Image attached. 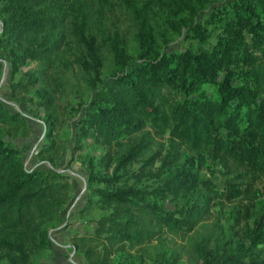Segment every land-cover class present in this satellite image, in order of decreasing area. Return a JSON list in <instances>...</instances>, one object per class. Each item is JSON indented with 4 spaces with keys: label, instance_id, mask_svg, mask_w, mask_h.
Listing matches in <instances>:
<instances>
[{
    "label": "trees",
    "instance_id": "obj_1",
    "mask_svg": "<svg viewBox=\"0 0 264 264\" xmlns=\"http://www.w3.org/2000/svg\"><path fill=\"white\" fill-rule=\"evenodd\" d=\"M139 1L123 4L137 23L140 58L126 54L123 41L109 40L117 59L124 61V70L97 91L79 122V141L91 137L113 142L118 155L111 176L87 167L92 193L85 210L109 206L112 213L98 220L93 236L78 238L82 244L75 245L77 249L85 248L83 242L93 237H104L111 245L135 246L153 239L164 227L190 231L199 222L203 225L196 216L210 200L201 191L210 181L194 159L204 154L264 176V0H232L205 20L225 22L215 44L169 53L153 35L152 5L159 4L174 29L186 28L189 37L207 41L211 32L196 22V15L217 0ZM106 4L116 3L0 0V58L9 62L17 79L13 99L18 97L17 87L46 83L57 66L69 69L78 64L93 74V85L100 81ZM177 17L179 22L174 21ZM32 63L37 68L24 71ZM206 84L213 86V97L204 91ZM48 95L42 94L39 104L52 106L54 97ZM0 126L15 134L19 128L30 132L23 114L10 111L1 98ZM167 135L169 150L164 156L154 153L162 143L159 137ZM58 187L72 190L70 177L28 170L21 152L0 136V250L10 251L11 258L20 254L25 261L26 247L47 246L48 226L57 224L69 201L70 194L53 193ZM95 196L99 199L94 201ZM166 200L176 209H168ZM245 240L249 244L235 243L223 254L205 242L196 243L194 250L201 264H264L260 247L264 230L249 233ZM93 253L85 248L90 264Z\"/></svg>",
    "mask_w": 264,
    "mask_h": 264
},
{
    "label": "rangeland",
    "instance_id": "obj_2",
    "mask_svg": "<svg viewBox=\"0 0 264 264\" xmlns=\"http://www.w3.org/2000/svg\"><path fill=\"white\" fill-rule=\"evenodd\" d=\"M111 1L116 4H106L108 7L104 18L106 41L104 36L102 37L104 61L100 81L95 85L91 83L93 74L78 64L69 69L57 66L52 70V75L46 83L44 81L36 84L26 83L21 88L17 87L18 97L13 99L12 96L15 94L13 84L17 79L13 77L9 62L0 58V98L10 111L23 114L30 130L27 134L19 128L15 134L8 126H0V136L8 145L21 152L28 170H48L49 175L54 171L69 176L72 186L74 182L76 189L80 190L78 195L84 198V201H81L84 215L76 220V216L71 214L67 220L65 209L75 198V188L73 186L72 190L67 192L60 190L59 187L55 188L53 191L55 194L70 195L57 224L48 226L47 246L41 247L42 249L33 245L26 247L25 261L21 259L20 254L17 255L18 258L16 256L11 258L10 251L0 250V264H90L84 254L85 248L94 251L93 264H201L194 250L196 243L205 242L223 254L235 243L246 241L249 244L248 240H245L249 233L264 230V176L253 170L231 166L229 162L226 164L221 158L213 155L204 154L194 159L201 175L210 181L206 189L204 186L201 187L205 198L208 195L210 200L201 207L202 211L196 216L204 220L203 225L199 222L190 231L164 227L153 239L135 246L130 243L111 245L104 237H93V241L83 242L85 248L75 247L82 244L78 240L79 237L93 236L98 220L112 213L109 206H94L85 210L92 193L88 186L87 167L92 166V169L102 176H111L114 160L118 155L117 146L113 142L102 143L91 137L79 141L77 139L79 122L86 112L87 105L97 95V91L124 70V61L121 58L117 59L112 48L113 41L109 40L123 41L126 54L135 60H139L141 54L137 42L138 27L135 17L130 13L127 4H123V0ZM231 1L212 2L196 15V22L207 26L211 32V37L207 41L189 37L186 28H183L182 32L174 29L160 12L159 4H153L149 16L154 30L153 35L157 34L162 49L168 53L211 47L221 35L225 22L211 18L212 22L206 23L205 20ZM120 2L122 4H119ZM179 20L180 17H177L174 21ZM36 68L37 64L32 63L24 71H33ZM128 68L130 69V66ZM251 82L255 84L253 80ZM204 91L211 97L215 95L213 86L209 84L204 86ZM48 92L54 97L55 103L52 106L39 104V101L43 100L41 95ZM159 140L162 143L156 145L153 152L164 156L170 148L168 135L159 137ZM137 167L139 169L140 166ZM99 186H104V183H100ZM205 198L203 197L201 201ZM93 199L95 201L99 198L95 196ZM165 203L168 209H176L170 200H166ZM79 205L72 208L76 209ZM69 229L72 230L71 234ZM64 231L66 237L62 235ZM63 237L67 239L66 242ZM68 243H71L70 247L63 246ZM260 247L264 249V245Z\"/></svg>",
    "mask_w": 264,
    "mask_h": 264
},
{
    "label": "crops",
    "instance_id": "obj_3",
    "mask_svg": "<svg viewBox=\"0 0 264 264\" xmlns=\"http://www.w3.org/2000/svg\"><path fill=\"white\" fill-rule=\"evenodd\" d=\"M73 186H74V188H75V190H74V195H75V198H74V200H72L70 203H69V205L66 207V209H65V212L67 213L66 214V217H67V220L69 219V216L72 214L73 216L75 215L76 217H75V219L76 220H79L80 219V217L81 216H83L84 215V213H83V206L81 205L82 203H81V201H84V198H81L80 197V194L78 195V193H79V191L80 190H78V189H76V187H75V184H74V182H73ZM86 200V199H85ZM78 204H80L76 209H73L72 207L74 206V205H78ZM82 208V209H81ZM61 219H63V218H61ZM66 220V221H67ZM62 221V220H61ZM64 223V222H63ZM74 227V226H73ZM67 231V230H66ZM66 231H64L63 232V234L62 235H65V237H66ZM69 231V234H71L72 233V230L71 229H69L68 230ZM57 236V235H56ZM55 236V237H56ZM63 239L65 240V238L63 237ZM63 239H61V240H63ZM67 241V239L65 240V242ZM63 246H65V247H70L71 246V243H68V244H63ZM75 248V247H74ZM73 260V259H72Z\"/></svg>",
    "mask_w": 264,
    "mask_h": 264
}]
</instances>
